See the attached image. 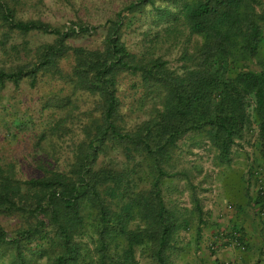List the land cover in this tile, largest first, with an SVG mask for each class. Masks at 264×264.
Masks as SVG:
<instances>
[{
	"label": "trees",
	"instance_id": "obj_1",
	"mask_svg": "<svg viewBox=\"0 0 264 264\" xmlns=\"http://www.w3.org/2000/svg\"><path fill=\"white\" fill-rule=\"evenodd\" d=\"M165 1L176 10L158 3ZM263 1H128L100 25V41L90 48L70 39L95 34L97 26L78 18L53 25L18 15L17 0H0V90L22 80L49 86L39 109L47 120L31 136L35 148L46 140L50 149L36 177L19 179L11 163L0 166V216L17 220L8 232L0 226V255L8 252L9 264H137L138 251L169 264L177 232L189 223L162 194L164 178L182 172L173 171L182 137L206 143L214 164L226 166L231 147L254 128L264 171ZM144 14L163 21L156 32L171 39L168 46L181 33L190 42L179 49L178 65L156 53L153 40L136 51L122 40ZM35 31L52 39L32 47L4 43ZM121 76L146 105V117L129 126ZM230 180L225 197L237 212L252 195L239 174ZM254 197L264 211V192L256 189ZM191 213L201 218L195 197Z\"/></svg>",
	"mask_w": 264,
	"mask_h": 264
},
{
	"label": "rangeland",
	"instance_id": "obj_2",
	"mask_svg": "<svg viewBox=\"0 0 264 264\" xmlns=\"http://www.w3.org/2000/svg\"><path fill=\"white\" fill-rule=\"evenodd\" d=\"M128 1L133 0H17L16 12L22 16H37L40 20L53 25L67 23L77 18L95 25L97 26L95 34L70 39L72 44L91 48L100 41V25ZM158 3L167 4L172 11H175V6L178 5L169 1ZM154 19L148 14L134 18L124 30L122 40L132 51L140 48L141 44L153 40L156 42L155 52L162 54L169 64L176 66L180 63L177 57L181 46L191 44L190 42L184 44L185 35L181 33L174 41L175 45L168 46L171 39L165 38L162 30L156 32L163 21ZM145 33L146 36L143 37ZM162 37L165 40L160 41ZM51 39V35L35 31L25 35L23 40L20 36L10 35L4 43L9 46L26 40L27 47H32ZM0 59H4L3 56L0 55ZM119 81L120 109L129 126L146 117V105L136 102V93L134 94V90L129 86L127 77L121 76ZM48 90L47 84L37 83V86L32 87L23 80L16 89L6 83L0 90V166L11 163L19 179L40 175L42 172L40 159L45 160L46 154L50 153L46 140L41 141V149L38 146L35 148V138L31 136L33 132L39 130L41 126L39 124L47 120L48 111L40 112L39 109L41 96ZM194 142L195 140L188 135L177 142L173 156V171L182 172L164 178L162 194L166 204L176 207L189 218L188 226L177 232L176 241L169 254V264H212L208 249L211 242L210 232L214 225H221L218 222L221 218L218 217V213L222 212L224 215L225 206L230 207L225 197V189L232 184L231 173L239 174L244 181L246 180L247 191L251 195L255 185L251 176L252 171L257 169L260 174L264 172L261 170L263 163L257 151L254 128L247 130L242 138L237 140V144L231 147L230 161L226 166L214 164V150L206 143L196 145ZM118 156L117 159L121 160L122 156ZM193 197L198 199L201 208L199 220L191 213ZM212 208H216V215L211 213ZM16 224L15 217L0 216V226L7 232ZM135 259L137 264H154L145 255H139L138 251L135 253ZM0 264H9L8 252L0 255ZM35 264H45V259L40 258Z\"/></svg>",
	"mask_w": 264,
	"mask_h": 264
},
{
	"label": "crops",
	"instance_id": "obj_3",
	"mask_svg": "<svg viewBox=\"0 0 264 264\" xmlns=\"http://www.w3.org/2000/svg\"><path fill=\"white\" fill-rule=\"evenodd\" d=\"M260 177L264 181L263 173ZM255 190L256 185L250 193L252 195L251 201L239 211L234 212L235 210H230L225 206L224 215L222 212L218 213V217H221L218 219L220 226L211 223L214 225L210 232L211 240L218 235L220 230L237 228L241 234L244 249L238 250L234 247L219 245L214 255L209 257L210 259H216L222 264H264V217L258 213L260 202L255 201ZM211 210L213 215L217 214L216 208ZM213 215L211 220L214 219Z\"/></svg>",
	"mask_w": 264,
	"mask_h": 264
},
{
	"label": "built area",
	"instance_id": "obj_4",
	"mask_svg": "<svg viewBox=\"0 0 264 264\" xmlns=\"http://www.w3.org/2000/svg\"><path fill=\"white\" fill-rule=\"evenodd\" d=\"M254 176L257 180L256 189L258 191L264 192V183L260 177V172L257 169L256 171H254ZM227 208L230 209L229 206ZM259 213L261 216L262 215L264 216L263 210H261ZM211 242H212V245H210V248L214 251L219 248V245L220 246L226 245V246L234 247L238 250L244 249L243 240L237 228H229L227 230H220L218 235L216 237H213Z\"/></svg>",
	"mask_w": 264,
	"mask_h": 264
}]
</instances>
